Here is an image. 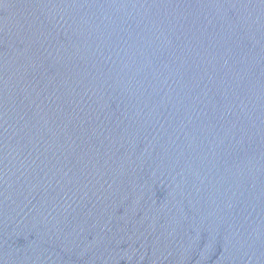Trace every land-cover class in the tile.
I'll use <instances>...</instances> for the list:
<instances>
[{
    "label": "water",
    "instance_id": "1",
    "mask_svg": "<svg viewBox=\"0 0 264 264\" xmlns=\"http://www.w3.org/2000/svg\"><path fill=\"white\" fill-rule=\"evenodd\" d=\"M0 264H264V0H0Z\"/></svg>",
    "mask_w": 264,
    "mask_h": 264
}]
</instances>
